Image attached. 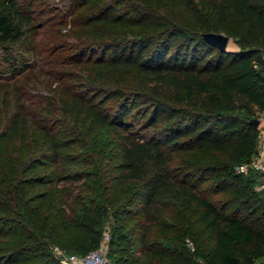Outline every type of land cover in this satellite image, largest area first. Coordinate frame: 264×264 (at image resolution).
<instances>
[{"label": "trees", "instance_id": "16d2710c", "mask_svg": "<svg viewBox=\"0 0 264 264\" xmlns=\"http://www.w3.org/2000/svg\"><path fill=\"white\" fill-rule=\"evenodd\" d=\"M35 1L0 0V58L34 59L0 104V264H65L51 246L84 253L106 220L112 264H264V199L236 169L264 112V0H66L43 43Z\"/></svg>", "mask_w": 264, "mask_h": 264}, {"label": "rangeland", "instance_id": "374dc122", "mask_svg": "<svg viewBox=\"0 0 264 264\" xmlns=\"http://www.w3.org/2000/svg\"><path fill=\"white\" fill-rule=\"evenodd\" d=\"M41 1V0H40ZM36 4V9L34 11L35 14V22L37 24L40 25L39 27V35L36 37L37 40L40 43L45 42L48 37L50 36L49 32L53 27H56V24L54 25L53 22H55L56 20H58L59 18L64 19V21L67 22L66 26L62 29V32L65 31V29L69 26L70 22V14L68 13V10H66V5H67V1L66 0H43V4L35 1ZM39 8H42V10H39ZM47 31L44 32V31ZM228 41L226 44V48H236L237 44L234 42V39L232 37H230L228 35ZM20 53L16 52V56H18V59L16 61L19 62L20 64V59H23V57H28V53H23L22 56L19 55ZM45 52L41 53V55H39L38 59L39 61L42 62L43 59H45L46 57ZM34 59L30 58L27 59L26 63L28 62L29 64H31L29 67H26L24 69H22L19 73H15L16 71H13V67L12 64L9 63L8 61L6 62L3 58H0V104L2 105L3 103V98L5 96V94L7 93V102L5 103H10L15 106L16 101H14V84L16 82H23V76L27 75L31 72L32 70V63ZM27 63V64H28ZM19 68V67H18ZM17 70V69H16ZM39 77H43V75H40ZM45 77V76H44ZM40 80L36 81L34 83L33 87H30L28 89V91H30L31 93L35 94V98H37V95H48V93L50 92V89L44 85L42 82H39ZM55 83L52 84V86ZM7 90V92H6ZM12 95V97H10ZM6 105V104H5ZM258 118H260V123L259 126L262 125L263 123V117H264V112H260L257 116ZM13 143L15 145H17V137H13L12 139ZM18 146H16V150ZM255 155V154H254ZM237 170H239L236 167ZM249 175H251L252 177L255 178V185H254V189L257 191L258 195L264 199V177H262L259 172L257 170H255L254 168H252L250 165L245 167V170L243 171ZM208 182H206L205 184H207ZM229 196V193H219L213 196V198L219 200V202H225L227 200ZM110 222L108 220L105 221V225L103 229H106L110 227ZM152 231L155 234H158L161 231L160 227H154L152 229ZM58 245V244H57ZM60 246V245H59ZM63 249V253L64 254H69L72 252L77 253V251H75L72 248H63L62 246H60ZM106 254L107 257L110 261V264H112V259L110 258L109 254H108V246L106 249ZM258 262H261V258L257 259Z\"/></svg>", "mask_w": 264, "mask_h": 264}, {"label": "built area", "instance_id": "2783aa9c", "mask_svg": "<svg viewBox=\"0 0 264 264\" xmlns=\"http://www.w3.org/2000/svg\"><path fill=\"white\" fill-rule=\"evenodd\" d=\"M257 151L249 162L242 163L237 166L240 171H244L245 167L250 165L264 177V117L263 123L258 131ZM110 238L109 229L106 228L102 232V237L98 246L91 248L84 253L64 254L63 249L59 245H52V251L55 256L65 264H110L106 254L107 242Z\"/></svg>", "mask_w": 264, "mask_h": 264}, {"label": "water", "instance_id": "95a60500", "mask_svg": "<svg viewBox=\"0 0 264 264\" xmlns=\"http://www.w3.org/2000/svg\"><path fill=\"white\" fill-rule=\"evenodd\" d=\"M203 36L205 37V39L216 44L220 48H226V44L229 38L228 34L222 31H213V30L203 32ZM250 122H252L254 125H258L260 123V118L253 117L250 119Z\"/></svg>", "mask_w": 264, "mask_h": 264}]
</instances>
